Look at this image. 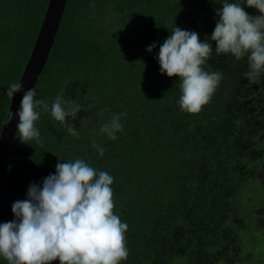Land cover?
Returning <instances> with one entry per match:
<instances>
[{
    "label": "trees",
    "instance_id": "1",
    "mask_svg": "<svg viewBox=\"0 0 264 264\" xmlns=\"http://www.w3.org/2000/svg\"><path fill=\"white\" fill-rule=\"evenodd\" d=\"M223 2L67 0L36 99L51 108L59 95L83 110L62 124L38 108L41 144L22 142L17 130L0 170V223L15 219L12 204L54 174L58 160L83 159L114 178L113 212L128 225L121 264H264V240L254 258L240 235L248 225L264 230V197L253 189L264 196V73L249 81L246 57L215 55L211 34ZM47 3L0 0V130L7 90L19 80ZM175 26L211 43L202 68L222 75L198 114L181 110V81L161 74L156 58ZM114 115L123 127L110 140L100 129Z\"/></svg>",
    "mask_w": 264,
    "mask_h": 264
},
{
    "label": "clouds",
    "instance_id": "2",
    "mask_svg": "<svg viewBox=\"0 0 264 264\" xmlns=\"http://www.w3.org/2000/svg\"><path fill=\"white\" fill-rule=\"evenodd\" d=\"M246 4L260 14L250 16L241 6ZM216 15L211 41L216 42L215 55L231 54L236 59L247 58L248 71L243 73L249 81L259 79L264 73V0H243L229 3L224 0ZM155 44L146 50L151 52ZM213 55L209 41L201 42L195 31L176 27L159 48L157 59L161 74L179 77L182 95L179 104L182 111L198 114L211 102L222 79L219 71L211 73L202 68ZM23 83H13L7 90L12 99L21 91ZM36 88L24 92L17 113L8 111L7 122L19 116L17 130L19 139L41 144L36 122L40 111H50L60 123L67 118L76 119L82 105L55 98L51 108L46 100L36 99ZM65 105H68L66 108ZM121 116L114 115L100 132L110 140L122 131ZM67 131L78 133L73 125ZM29 144V143H28ZM101 157L105 149L93 144ZM55 173L49 174L42 184L32 183L27 199L12 204L15 219L0 223V257L7 264H121L128 257L125 242L127 223L114 214L113 176L97 171L83 159L59 160Z\"/></svg>",
    "mask_w": 264,
    "mask_h": 264
},
{
    "label": "water",
    "instance_id": "3",
    "mask_svg": "<svg viewBox=\"0 0 264 264\" xmlns=\"http://www.w3.org/2000/svg\"><path fill=\"white\" fill-rule=\"evenodd\" d=\"M66 2L67 0H48L35 42L18 80V82L21 80L23 83V88L21 91L14 93L10 100L0 130V170L4 164L12 141L14 140L17 132V125L19 123L18 115H14L11 122H7L8 111L14 114L17 113L20 109L24 92L35 87L36 81L44 68L53 45L54 37L60 24Z\"/></svg>",
    "mask_w": 264,
    "mask_h": 264
},
{
    "label": "rangeland",
    "instance_id": "4",
    "mask_svg": "<svg viewBox=\"0 0 264 264\" xmlns=\"http://www.w3.org/2000/svg\"><path fill=\"white\" fill-rule=\"evenodd\" d=\"M259 14L260 13L257 11L256 15H259ZM261 188L262 187H255V188L253 187V189H255V191L257 192L258 199H261L264 197ZM240 231H241L240 233L241 242H242L243 248H245V254H251L254 258H257L261 250V247L259 246L263 244L264 237L263 235H261V232L263 231L264 233V230L257 233L258 230L256 227L254 228L248 225V228H241Z\"/></svg>",
    "mask_w": 264,
    "mask_h": 264
}]
</instances>
